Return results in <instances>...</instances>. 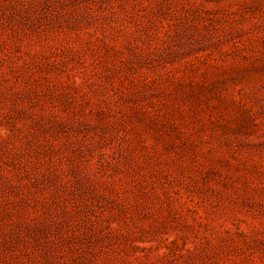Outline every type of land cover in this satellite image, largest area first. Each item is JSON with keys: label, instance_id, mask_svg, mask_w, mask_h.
<instances>
[{"label": "rangeland", "instance_id": "374dc122", "mask_svg": "<svg viewBox=\"0 0 264 264\" xmlns=\"http://www.w3.org/2000/svg\"><path fill=\"white\" fill-rule=\"evenodd\" d=\"M0 264H264V0H0Z\"/></svg>", "mask_w": 264, "mask_h": 264}]
</instances>
